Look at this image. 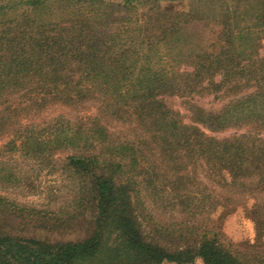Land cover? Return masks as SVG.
Segmentation results:
<instances>
[{"label":"trees","instance_id":"trees-1","mask_svg":"<svg viewBox=\"0 0 264 264\" xmlns=\"http://www.w3.org/2000/svg\"><path fill=\"white\" fill-rule=\"evenodd\" d=\"M160 2L0 1V128L6 115L48 96L123 112L140 129L136 139L114 140L99 114L91 125L59 126L54 140L74 150L64 166L76 182L79 202L88 199L93 228L76 242L15 236L2 225L28 209L0 197V264H188L195 258L203 264H264L239 258L221 241L220 231L240 196L254 187L264 190V69L257 65L264 0H206L207 13L200 15ZM51 3L67 5L70 13L47 19ZM21 5L28 10L8 15ZM208 15L220 25L210 48L186 55L191 70H177L172 45L191 42L184 39V27ZM220 90L236 95L217 111L185 99L188 122L167 102L168 96ZM230 127L240 132L209 133ZM12 130L38 155L42 142L32 130ZM8 144L15 149L13 141ZM142 158L147 167H140ZM203 171L223 181L217 194L203 183ZM163 172H169L170 205L178 204L188 216L176 224L180 231L172 230L187 241L173 248L150 241L141 230L147 211L143 193L160 185H154L153 175ZM262 201L249 210L258 238L264 236Z\"/></svg>","mask_w":264,"mask_h":264},{"label":"rangeland","instance_id":"rangeland-1","mask_svg":"<svg viewBox=\"0 0 264 264\" xmlns=\"http://www.w3.org/2000/svg\"><path fill=\"white\" fill-rule=\"evenodd\" d=\"M0 1L5 2L7 0ZM105 1L121 2V0ZM160 1L162 6L176 11L198 12V15L207 13L206 0ZM215 5L220 7V3ZM50 6H52V14H50L51 11H47L45 16L47 19H61L62 14L68 15L71 9L67 5L59 6L55 3H51ZM217 7L215 11H218ZM27 10L25 5H21L16 10H9L8 15L14 16V14L23 13ZM109 11L114 14L113 16L117 15L115 10L113 12L112 9H109ZM219 29L220 25L209 18V15L205 16L203 20H196L191 26L184 27L183 32L186 35H184V39H190L191 42H179L172 45L171 64L180 71L191 70L192 61L186 55H190L192 51L209 49L210 42ZM258 58L260 64L257 65L264 69V38L260 41ZM235 95L232 90L225 93L222 90L217 92L205 91L201 95L194 93L183 97L168 96L167 102L173 109L179 111L185 122H188L190 114L184 103L185 99L192 98L193 102L207 111H217L224 103L231 101ZM94 105L96 104H92L90 107L82 104L74 105V103L57 102L48 96H42L37 102L32 100L27 102L25 109L19 110L18 113L6 115L8 118L5 119L4 126L0 128V197L28 209L27 212H23V217L8 218L5 221L2 226L8 233L20 237L45 240L50 243L76 242L90 234L93 227L89 223L91 209L88 206V199L81 197L79 202L76 195V182L64 166V159L74 150L72 147L60 146L55 142V131L59 126L74 127L80 122L91 125L94 117L100 115L101 121L106 123L114 140H122L126 137L130 140L136 139L140 132L138 126L131 124L123 112L118 115L110 113V109L100 112V108L98 109ZM12 129L21 132L32 130L34 136L42 142L40 151H43H39L35 157L31 155L30 147L26 145L23 136L17 137ZM239 130L230 127L219 132L209 133L222 137L231 136L240 132ZM262 134L264 135V130ZM10 141L15 143V149L8 144ZM10 148L12 149L10 150ZM144 152L147 154V151ZM147 165L148 162L144 158L140 159V167L144 168ZM163 167L167 169L169 165L166 167L163 164ZM138 169L139 166L135 170L138 171ZM197 170L200 168L198 167ZM168 173L153 175V179L157 182L154 185H160L156 188L151 186L143 193L147 211L145 216L141 218V230L150 241L166 248H173L187 241L176 238V232L172 233V230L180 231L181 227H176V224L186 220L188 216L187 212H184L178 204L174 207L170 205V201L173 200L167 190L170 185ZM214 176H206L204 171L201 172L203 183L207 185L209 191L217 194L223 187V181L218 182ZM140 177L145 178L146 176ZM162 186L166 188L165 192ZM253 189L256 191L252 189L246 191L234 203V210L225 218L222 227H220L221 241L227 244L239 258L249 260L252 263H263L264 236L258 238L256 225L249 214V210L257 200L264 202V190L256 187ZM217 213L218 211L212 216L217 215ZM194 218L192 219L194 220ZM202 218L203 215H197L198 220ZM162 264L176 263L165 261ZM188 264L203 263L200 258H195L192 263Z\"/></svg>","mask_w":264,"mask_h":264}]
</instances>
